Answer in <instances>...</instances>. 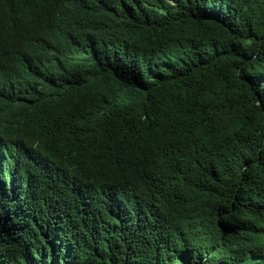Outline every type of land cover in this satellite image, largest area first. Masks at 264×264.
Returning <instances> with one entry per match:
<instances>
[{
  "label": "trees",
  "instance_id": "obj_1",
  "mask_svg": "<svg viewBox=\"0 0 264 264\" xmlns=\"http://www.w3.org/2000/svg\"><path fill=\"white\" fill-rule=\"evenodd\" d=\"M58 1L0 0L2 84L25 82L0 264H264V0H86L45 34L76 19Z\"/></svg>",
  "mask_w": 264,
  "mask_h": 264
},
{
  "label": "clouds",
  "instance_id": "obj_2",
  "mask_svg": "<svg viewBox=\"0 0 264 264\" xmlns=\"http://www.w3.org/2000/svg\"><path fill=\"white\" fill-rule=\"evenodd\" d=\"M86 4V0H59V11L60 13L65 9H70L76 14V19H62L63 24L53 27L51 30H45V34H54L60 36H69L75 35L83 30L84 28V18L83 14L76 11L77 7H81ZM46 49L48 50L47 55L43 63L40 61L35 64V68L37 73H35L39 77L46 76L49 73V68L52 64V58L55 57L53 53L58 50L57 46L54 43H45ZM25 62L26 61H22ZM4 68H0V101L5 103H16L15 100H9L8 89L10 93H16L18 91H25V82L21 81L17 76H7L6 84H2L3 79L6 80V76H4ZM47 83L45 78H41V84ZM8 148L7 141L0 136V169L6 174V151ZM19 147H15L12 150L18 151ZM25 152H28V148L24 149ZM10 155L8 156V160Z\"/></svg>",
  "mask_w": 264,
  "mask_h": 264
}]
</instances>
